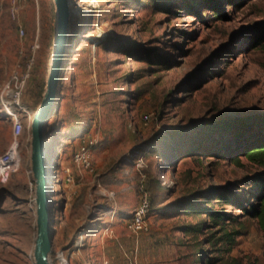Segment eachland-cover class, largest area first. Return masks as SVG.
Segmentation results:
<instances>
[{
  "label": "rangeland",
  "instance_id": "rangeland-1",
  "mask_svg": "<svg viewBox=\"0 0 264 264\" xmlns=\"http://www.w3.org/2000/svg\"><path fill=\"white\" fill-rule=\"evenodd\" d=\"M77 2V35L48 121L50 263L62 264V252L69 264H208L201 256L213 264H264L257 218L209 191V200L196 203L238 217L222 220V231H192L210 221L186 208L195 192L213 187H228L241 203L249 199L259 169L241 155L209 151L222 145L232 155L253 134L212 126L264 114V0ZM9 6L0 0V91L15 71L27 78L15 109L19 166L0 185V264H33V121L60 10L58 0H20L12 18ZM253 135L264 138V127ZM87 138L95 141L92 170L79 171L71 155ZM12 140L13 119L0 104V154ZM144 195L148 229L134 233L127 224ZM223 231L234 232L233 240L220 238Z\"/></svg>",
  "mask_w": 264,
  "mask_h": 264
},
{
  "label": "water",
  "instance_id": "water-1",
  "mask_svg": "<svg viewBox=\"0 0 264 264\" xmlns=\"http://www.w3.org/2000/svg\"><path fill=\"white\" fill-rule=\"evenodd\" d=\"M59 44L54 55V66L49 72L46 91L33 121L31 171L36 190V236L33 247L35 264H51L52 215H51V165L49 159L48 137L49 119L58 101V94L65 74L67 59L77 35L79 16L77 0H58Z\"/></svg>",
  "mask_w": 264,
  "mask_h": 264
},
{
  "label": "trees",
  "instance_id": "trees-1",
  "mask_svg": "<svg viewBox=\"0 0 264 264\" xmlns=\"http://www.w3.org/2000/svg\"><path fill=\"white\" fill-rule=\"evenodd\" d=\"M261 42L264 45V32L261 34L260 37ZM260 66L264 69V57L260 63ZM258 126L264 127V114H252L245 117H235V118H228L221 123H217L216 125L212 126L215 129H220L226 132L232 133H245L252 130V133L256 132ZM234 128H238V130H231ZM252 134V141L245 143L242 147L238 148V151H231L233 152L232 155H229L225 151H220L219 147L217 151H209V155L215 157H228L234 158L236 155L243 156L248 163L254 165L259 171L254 174L252 177V190L249 191V199H245L242 203L238 199V197L233 196L232 194L229 195L228 187H213L206 191H197L193 194V201L186 203V208L189 210L190 213L193 214H204L208 216L207 221L202 222L200 225H193L191 230L196 231L198 229H202L203 227L210 226L214 228H219V230H223L222 227V220H230L236 219L238 215H231L225 213L223 210L214 209L212 207H208L203 203H196L197 199H205L209 200V196L207 195L208 192L214 193V198L220 200L224 204L234 205L241 210V213L253 218H257L261 225L264 224V138L263 137H254ZM218 141H214L213 144H217ZM235 152V153H234ZM239 161V159H237ZM221 220V222H220ZM234 232L223 231V234L220 238L226 241L233 240ZM201 250V248L199 249ZM204 255V253L202 254ZM205 260L204 256H201V262H207L208 264H213L214 259L209 257Z\"/></svg>",
  "mask_w": 264,
  "mask_h": 264
},
{
  "label": "built area",
  "instance_id": "built-area-1",
  "mask_svg": "<svg viewBox=\"0 0 264 264\" xmlns=\"http://www.w3.org/2000/svg\"><path fill=\"white\" fill-rule=\"evenodd\" d=\"M20 0H9V12L12 18L16 17L17 2ZM22 33V30L20 29ZM27 75H21L18 72H13L8 80L2 85L0 91V104L6 113V115L13 119V140L11 141L7 150L0 154V185L6 184L11 175L17 170L20 162L19 153V140L18 134L21 130V124L16 118L17 107H20V97L25 84ZM95 144L93 139L87 138L79 143L74 149L71 160L79 169V171H91L92 170V148ZM66 173V181H70L73 176L70 174L69 168L64 169ZM149 203L146 195H144L139 201L131 219L129 220L127 227L134 233L146 231L148 229L145 215L148 209ZM32 263L34 264L33 258ZM67 264V261L65 260Z\"/></svg>",
  "mask_w": 264,
  "mask_h": 264
},
{
  "label": "bare ground",
  "instance_id": "bare-ground-1",
  "mask_svg": "<svg viewBox=\"0 0 264 264\" xmlns=\"http://www.w3.org/2000/svg\"><path fill=\"white\" fill-rule=\"evenodd\" d=\"M58 44H59V33L56 34L55 48L57 47ZM51 63H52V68H53V66H54V59L52 60ZM38 111H39V110H37L36 113H38ZM32 201L34 202V206H35L34 210H35V213H36V210H37V203H36V190H35L34 197H33ZM58 255H59L60 259L62 260V264H66V263H65V260L67 261V259L64 258L62 252L59 253ZM32 258H33V261H34V257H33V255H32ZM34 264H35V263H34ZM67 264H69L68 261H67Z\"/></svg>",
  "mask_w": 264,
  "mask_h": 264
}]
</instances>
